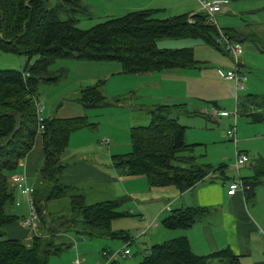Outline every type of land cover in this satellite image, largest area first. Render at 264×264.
Masks as SVG:
<instances>
[{"label":"trees","instance_id":"1","mask_svg":"<svg viewBox=\"0 0 264 264\" xmlns=\"http://www.w3.org/2000/svg\"><path fill=\"white\" fill-rule=\"evenodd\" d=\"M67 2L71 3V11L63 16ZM157 10L133 9L80 28L75 25L73 14L87 11L80 0L53 4L48 0H0V51L26 56L19 69L0 68V264H48L50 257L69 249L70 234L82 239L120 238L130 243L131 236L109 229L111 218L129 214L117 210L125 196L88 204L77 186L60 180L67 166L65 153L70 133L83 127L93 129L95 122L87 121L85 115H43L39 133L35 115L37 88L64 76L63 69L49 68L56 57L115 60L122 72H146L191 66L195 62L191 47H158L156 41L161 37H196L220 49L215 41V27L203 21V12H192L189 21L188 12L156 17ZM99 80L79 89L78 101L83 106L109 102L100 91ZM235 103L240 114L264 120L259 106L264 103V94L247 93L243 101L236 96ZM146 112L147 123L129 128L128 152L111 155L113 166L120 167L125 176H142L149 188L173 187L179 191L202 180H212L215 175L222 181L232 179L220 165L195 162L190 153L192 145L183 141L184 127L177 120L181 112L177 103H156ZM36 134L41 137L42 159L29 195L38 218L35 233L24 242L7 237L3 230L16 221L15 214L8 211L13 201L8 177L31 148ZM249 163L251 174L238 177L246 197L253 194L257 185H264V158L257 156ZM210 173L215 175L208 178ZM208 212L197 206L175 209L162 218L161 224L166 229H184ZM214 262L234 264L236 258L227 247L195 255L186 238L178 236L150 245L136 264Z\"/></svg>","mask_w":264,"mask_h":264},{"label":"rangeland","instance_id":"2","mask_svg":"<svg viewBox=\"0 0 264 264\" xmlns=\"http://www.w3.org/2000/svg\"><path fill=\"white\" fill-rule=\"evenodd\" d=\"M59 1L63 0H48V3L53 4ZM146 1L147 0H80V2L86 6L87 11L73 13L76 17L75 25L80 28H86L110 16L120 15L126 11L133 10L135 6L144 8L155 7V5H166L168 9L165 12L161 9L160 11H156V17L169 16L179 12H188L187 19L189 21L192 20L189 14L198 11L196 0ZM179 2L183 3L185 7L174 10L176 3ZM64 5H66L67 8L64 9L63 16L69 12L71 3L67 2ZM187 9L190 11H186ZM214 19L216 25L222 31H229V33H231L228 29L233 28L235 32L239 33L241 39L242 52L239 56V60L242 63V70L246 79L242 81L243 88L237 91V97L243 101V95L246 93L264 94V0H228V4L223 8L221 7L220 10L214 14ZM203 21L207 22L205 19ZM215 31L217 33L216 28ZM228 36L233 38V35L230 36L228 34ZM156 45L158 47L171 48L182 46L191 47L194 57L201 62H205V66L201 67L200 70L203 83H198V85L195 86L193 83L199 81L198 78L194 80L189 79V82L170 81L173 80L172 77L160 73L149 76H141L136 74V72L114 73L115 67H119V63L115 60L97 61L72 57H56L50 63L49 68L51 70L63 69L64 76L55 83H41L37 88V97L39 103L40 101L42 102L44 116L48 115L51 111L60 115L68 113H70L68 115H73L83 111V115L86 116L87 121L96 123H94L93 129L84 127L75 130L71 134V137L68 138L69 147L67 145V152L73 156L97 152L94 156L99 160H96V163L88 162L91 170H89L87 162L82 163L83 165H78V168L85 171V175H87L84 181L77 183V185H79L77 188L79 192L83 194L85 203L89 204L113 198L118 199L115 196L119 198L125 196L127 198L117 206V210L122 212L126 211L129 214L111 218L109 221V229L131 236L129 244L128 241H124L120 238L106 239L107 237H85L82 239L79 235L73 236L74 234H70L67 236L70 243L74 238L73 240L76 245L74 251L78 252L77 256H79L80 260L83 259L82 264H86L85 260L87 262L92 261L95 264H106L105 260L100 257V250L105 249L109 252H113L124 247L128 249L129 255L125 258L118 257L116 262L118 264H134L141 258L151 244L148 241L151 235L148 234L149 231L156 237L159 236V229H164L161 226V216H159L156 221H151L164 205L159 196L155 194L150 195L151 198L154 199L152 202L155 203L153 204L155 209L153 213H151L152 215H149L144 209H140L144 211V213L143 211L142 213L145 214L144 216H147L148 221L154 222V225L149 228V231L146 229L147 227H144V220L140 219L139 213L135 211L137 207L134 202L136 196L146 195L141 184L145 185L144 190L149 191V194L151 191H163L159 190L162 188H149L145 178L141 176H125L120 167H114L116 175L119 174L122 176L120 179L121 184H118L121 185L122 192L113 195V193L116 192L114 184L104 181L97 173L99 170L112 177L113 168L110 165L109 157L113 153L122 155L128 152L129 128L131 125L148 122L149 115L146 110L151 106L147 107V105L156 101L166 103L163 102L164 98H161L163 95H180L184 92L190 93L194 91L195 93H199L200 97L195 99L188 98L187 107L189 109L197 107L194 109L199 110L202 105L207 107L211 104L210 101L218 97L224 98L223 101L215 99L217 106H220L219 108L230 111L235 106L233 81L224 79L217 72V68L224 71L226 68H232L234 65L228 55L220 51L222 49L221 44H219V49L217 46L205 43L196 37H161L157 39ZM34 57L35 55L30 57L29 61H32ZM25 59L26 56L24 54L0 51V68L9 67L19 69L22 67ZM73 61L81 63L75 64L72 63ZM109 71H113V73L111 72L112 74H110L109 78L104 80V87L107 93L105 96L125 97L121 106L103 105L87 108L76 100L78 88L80 86L82 87L87 83H92L97 80L92 73H104ZM201 75L199 71L196 72L197 77ZM128 98L129 101H125ZM208 99H210L209 102L206 101ZM260 104L259 106L264 113V103ZM134 106H140L141 108H134ZM183 119L184 122H181ZM178 121L181 124L185 123L183 141L186 144L192 145L190 153L195 157L197 163L211 164L212 166L220 165L228 176H234L235 179H238L239 174L231 167L234 155L233 144L230 138H227L225 134L230 127L231 118L219 117V122L216 123L203 116V114L198 113L197 115L181 114L179 115ZM235 128L237 150L244 153L247 157V161L239 168L241 174L244 172V169H249V162L255 157L260 156L264 158V120L252 119L250 115L240 114L239 111L236 117ZM89 141L91 144L88 143ZM80 142H87V147L78 148L80 147ZM109 151L113 153H109ZM72 158L67 159V162L72 160ZM73 162H75V165H71L65 172L66 176L68 175V178H66L67 181L71 180L70 177L74 178L76 173L77 161ZM37 168L38 167H36V169ZM36 169L26 178L31 184L35 179ZM113 177L115 176L113 175ZM74 180L75 182L77 181L76 178H74ZM31 186L32 185H29L26 189L23 185L13 187V195L15 196V198L13 196V200L15 203L13 207L11 205V207L8 208V211L15 214L16 221L8 224V228H6V226L3 227L7 237L10 236V229L15 228L21 230L24 233V237H19L17 239H21L24 242L28 240L26 237L27 234H30V230L27 227L21 226L20 221L28 217L25 195L26 192H30ZM72 186L76 187L75 185ZM256 188L257 192L261 189L264 193L263 184L258 185ZM14 191L15 194L17 192V196L14 194ZM119 191L120 190L117 189V192ZM140 191L143 192L137 194V192ZM160 195L161 197L164 196L163 194ZM248 201H250V199H248ZM140 206L142 207V205ZM151 222H148V224ZM155 224L156 229H154ZM144 231H146L145 234H143ZM85 246L87 247L84 248ZM72 250L73 247L71 244L69 249H65L58 256L50 257L48 264H68L74 253Z\"/></svg>","mask_w":264,"mask_h":264},{"label":"crops","instance_id":"3","mask_svg":"<svg viewBox=\"0 0 264 264\" xmlns=\"http://www.w3.org/2000/svg\"><path fill=\"white\" fill-rule=\"evenodd\" d=\"M149 1L150 0H147L146 2H149ZM218 1L221 3L222 8L228 4V0H218ZM132 6H135V5H132ZM181 7H185V5L181 2L176 3L174 10L179 9ZM134 8L136 9L139 7L135 6ZM144 8H149V7H144ZM155 8H158L157 11H160L161 9L164 12L168 9L166 5H159V6L155 5ZM186 11H190V10L187 9ZM161 17H165V16H161ZM228 30H230V32L233 34V38L238 39L239 41L241 40L239 37V33L235 32L233 28H229ZM193 58L195 62L191 66L174 67V68L159 70V71L153 70V71H146V72H136V74L141 75V76H149V75H155L157 73H160V74L168 75L172 77L173 80H170V81H178V82H189V79L194 80L198 78L199 81H195L193 83L195 86H197L198 83H201L203 81V77L201 75L200 70H201V67L205 66V62H201L200 60H197L194 57V55H193ZM72 63L79 64L81 62L73 61ZM84 63H92V62H84ZM90 65H94V64H90ZM114 70H115L114 73H122L120 63H119V67H115ZM197 71H199V74L201 75L200 77L196 76ZM111 72L113 73V71L104 72V73L94 72L92 73V75H94V78H97V80L100 79L99 80L100 81L99 83L100 91L104 95L106 100L109 101L106 105L121 106L124 102L125 97H106L105 96V94L107 93L104 87V80H107L109 78L110 74H112ZM217 72L220 76L223 77V71L220 70V68H217ZM125 73H131V72H125ZM94 82L87 83L85 85L93 84ZM82 87L80 86L78 88V94L76 97L77 101H78V96H79V89ZM199 97H200L199 93H195L194 91H191L190 93L184 92V93H181L180 95H171V96L163 95L161 98H164L163 102H166L164 104H176V103L178 104L181 112L178 114L177 120L179 119V115L181 114L182 115H197L198 113L203 114V116H205L209 120L214 121L216 123L219 122V117H227L228 119L231 118V116L227 113L218 114L216 116H211L209 114V110L211 106L217 105L215 99L223 101L224 100L223 97L214 98L213 101H210L212 105L209 104L207 107H205V105H202L199 110L194 109L197 107H193L192 109H189L187 107L188 98L195 99ZM179 98H182V99H179ZM209 100L210 99L206 101L209 102ZM125 101H129V98ZM156 103H161V102L159 101L152 102L150 103V105H147V107L153 106ZM86 107L91 108V107H96V106H86ZM136 107L141 108L140 106H134V108ZM216 107H220V106H216ZM68 114L60 115L58 113H55L54 111H51L48 115H55V116H60V117L61 116H64V117L65 116H75V115H83V111H81L78 114H73V115H68ZM181 122H184V119ZM184 124L185 123H183L182 125L185 129ZM86 128H89V127H86ZM73 132L70 133L69 137H71V134ZM90 141L88 142L89 144H91ZM86 144L87 142L85 143L80 142V145H79L80 147L78 148L87 147ZM67 145L69 147V144ZM233 149H234V146H233ZM66 152H67V148H66ZM67 153H65L66 159H69V158L71 159L73 157L76 160L72 158V160L67 162V166L64 168L62 177L60 180L64 184L75 185L78 187L79 185H77V183H79L80 181H84V179H86V176H87L85 175V171L78 168L79 167L78 165H83L82 163H86V162L96 163V160H99L96 158V156H94L96 155L97 152H94L92 154L88 153V154H84L80 156H73L70 153L68 154ZM109 153H113V152L109 151ZM115 155H118V154H115ZM109 158H110L109 160L110 165L113 168L112 172L115 177H113V175L112 177H110L109 175L99 170L97 171V173L99 177L102 178L104 181L114 184V188L116 189V192H114L113 195H115L116 193L122 192L121 185H118L120 183V179L122 178V176H120L119 174L116 175V172L114 170L115 166H113L112 164L111 155ZM41 159H42L41 137L39 136V134H36L34 136L31 148L18 161L15 171L11 174H22L27 178L29 175H31L34 172L36 167H38ZM73 161H77V167H76L77 169L74 175V178L77 179L76 182L74 178L72 177H70L71 180L67 181L66 178H68L67 177L68 175L66 176V173H65L66 170L69 167H71V165H75V162ZM89 163H88V168L89 170H91ZM249 165H248V168H249ZM238 174H239L238 176L240 177L250 175L251 174L250 168L244 169V172H242L241 174L238 169ZM213 175H215V173H210L208 178L212 177ZM230 178L232 179L222 181L221 179H217L215 175V177L212 180H206V181L202 180L200 182H197L195 185L191 186L190 188L185 189L183 191H179L178 189L171 187V188L159 189L163 191H151L150 194H149V191L144 190L145 185L141 184L143 191L146 193V195L144 194L139 197L136 196V200H134V202L136 204L137 209H135V211L139 213L140 219L144 220V227L145 228L147 227L146 229L148 231H149V228L151 227V226L150 227L147 226L148 222H151L152 220L156 221V219L159 216H161L160 219L162 220V218H164L166 215H168L175 209L189 207V206H197V207H203L209 210V212L205 214L202 218L193 222L190 226L184 229H177V228L176 229H166L161 224V226L164 229H159L158 231L159 236H156V237L153 236V234L149 231L148 234L152 235V236L150 235L148 239L149 243H151L150 245L159 243L161 241H164L170 238L184 236L187 240L190 251L195 255H206L211 252L221 250L227 247L230 250V252L234 255V257L236 258V262L234 264H264V193L263 191H261V189H259L260 191L257 192V188H256L258 186L257 185L253 189V194L250 195L249 197H246L244 192L240 189H236L234 193L229 194L227 190L228 183L231 180L235 179L234 176L233 177L230 176ZM27 180L28 179H26V182H27L26 184L27 186L25 185L26 188H28L29 185H32L30 181H27ZM117 189L120 191L117 192ZM143 191L137 192V194L142 193ZM14 194H15V191H14ZM152 194L159 196L162 203H164V205L160 208L159 212H157L154 218L151 219V221H148L147 216H144L145 214H143L144 211L142 210L143 211L142 213L140 209H144L147 213H149V215H152L151 213H153V210L155 209L153 207V204L155 203L152 202L154 199H152L150 196ZM160 194L164 195L162 196L163 198L161 197ZM15 195L17 196V192ZM115 197L119 198L117 196ZM248 199H250V201H248ZM109 200H112V199H109ZM14 203L15 201L13 200L12 207L14 206ZM140 205H142V207ZM6 228L8 227L6 226ZM154 229H156V224L154 226ZM9 233H10L9 234L10 236L8 237L10 238L24 237L23 235L24 233L21 230H17L15 228L10 229ZM145 233L146 231H144L143 234ZM26 238L27 239L29 238L28 234ZM97 238H106V237H97ZM106 239H109V238L107 237ZM86 247L87 246H85L84 248ZM75 248H76V245H75ZM75 248H73L72 250L74 253H73V256H71L70 262L75 255H78V252L74 251ZM97 255H98V252H97ZM85 263L92 264L93 262L92 261L87 262L85 260ZM107 264H112V262L107 263ZM115 264H118V263L116 262ZM213 264H217V263L214 262Z\"/></svg>","mask_w":264,"mask_h":264},{"label":"built area","instance_id":"4","mask_svg":"<svg viewBox=\"0 0 264 264\" xmlns=\"http://www.w3.org/2000/svg\"><path fill=\"white\" fill-rule=\"evenodd\" d=\"M198 4V11L201 10L205 14V20L211 24L214 25V27L217 29V33L215 35V41L218 44L222 45V49L224 52L228 55V57L231 59L233 62V67L232 68H226L223 71V78L224 79H230L233 81L234 84V91H235V99L237 96V91L239 89L243 88L242 81L246 79L245 74L243 73L242 70V63L239 60V56L242 52V46L239 40H235L233 38H230L228 34L224 31H222L215 22L214 19V14L220 10L221 8V3L218 0H196ZM229 114L231 116V124L229 129L226 131L227 136L230 138L233 146H234V155H233V162H232V168L238 173L239 167L244 164L247 161V157L244 153L240 152L239 150L236 149V117L238 114L237 110V105L235 103V106L233 109L230 111L224 110L222 108L216 107L215 105H212L209 114L211 116H216L218 114ZM35 115L37 119V124H38V132L40 133L42 130V116H43V109H42V102L36 101V107H35ZM9 182L11 186L16 187L18 185H25L27 184L26 182V177L22 174H11L9 177ZM27 186V185H26ZM26 188V187H25ZM227 190L229 194L234 193L236 189H240L243 191V186L240 181V179H233L228 183ZM26 203H27V210H28V217L20 221V225L23 227H27L30 230V234L35 233L36 231V225H37V215L34 210L31 197L28 192H26ZM154 223L151 222L147 226H153ZM127 245V244H125ZM72 247L75 248V243L74 240H72ZM129 255L128 249L125 247L109 252L105 249H102L100 251V256L105 260L106 264L110 262H114L117 260L118 257L124 258ZM83 259H79V256L75 255L70 264H82ZM95 264V263H92Z\"/></svg>","mask_w":264,"mask_h":264}]
</instances>
